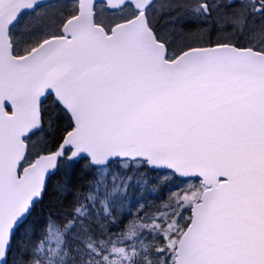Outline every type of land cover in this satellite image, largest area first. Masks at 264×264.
I'll return each mask as SVG.
<instances>
[{"label": "snow or ice", "instance_id": "6c2138e0", "mask_svg": "<svg viewBox=\"0 0 264 264\" xmlns=\"http://www.w3.org/2000/svg\"><path fill=\"white\" fill-rule=\"evenodd\" d=\"M0 264H264V0H0Z\"/></svg>", "mask_w": 264, "mask_h": 264}]
</instances>
